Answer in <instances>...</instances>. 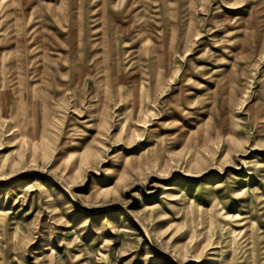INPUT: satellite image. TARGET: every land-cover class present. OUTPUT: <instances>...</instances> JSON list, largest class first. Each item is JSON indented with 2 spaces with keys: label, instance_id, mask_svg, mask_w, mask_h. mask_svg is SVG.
Returning <instances> with one entry per match:
<instances>
[{
  "label": "rangeland",
  "instance_id": "374dc122",
  "mask_svg": "<svg viewBox=\"0 0 264 264\" xmlns=\"http://www.w3.org/2000/svg\"><path fill=\"white\" fill-rule=\"evenodd\" d=\"M0 264H264V0H0Z\"/></svg>",
  "mask_w": 264,
  "mask_h": 264
}]
</instances>
